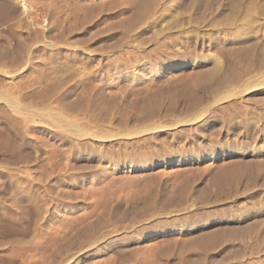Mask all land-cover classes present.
<instances>
[{"label": "rangeland", "instance_id": "374dc122", "mask_svg": "<svg viewBox=\"0 0 264 264\" xmlns=\"http://www.w3.org/2000/svg\"><path fill=\"white\" fill-rule=\"evenodd\" d=\"M148 1L0 0V264H264V0Z\"/></svg>", "mask_w": 264, "mask_h": 264}, {"label": "bare ground", "instance_id": "6f19581e", "mask_svg": "<svg viewBox=\"0 0 264 264\" xmlns=\"http://www.w3.org/2000/svg\"><path fill=\"white\" fill-rule=\"evenodd\" d=\"M142 1H143V0H142ZM152 1L155 2L156 0H150V1H148L149 3H146L145 6H144L142 3H140V2H139L140 4H138V3H134V4H136V5L132 4V5H133L132 7L135 8V10H134V9H133V10L136 11L137 13L139 12L138 14H142V12H144L145 9L148 8L147 10H149V9H150V5L154 4ZM182 1L185 2L186 0H182ZM191 1H192V0H191ZM157 2H158V1H157ZM181 3H182V2H181ZM141 4H142V5H141ZM153 6H154V5H153ZM154 7H155V6H154ZM154 7H153V8H154ZM153 8H152V9H153ZM131 9H132V8H131ZM150 10H151V9H150ZM148 12H149V11H148ZM137 13H136V14H137ZM138 14H137V16H138ZM147 29H148V28H147ZM216 38H217V37H216ZM210 40H211V39H210ZM201 42H202V41H201ZM203 42H204V41H203ZM209 42H210V41H209ZM204 44H205V43H204ZM199 69H200V68H199ZM202 70H203V69H202ZM202 70H199V71H202ZM208 70H209V73H210V69H208ZM199 71H197V72H199ZM194 72H195V71H194ZM204 73H205V72H203V74H204ZM197 74H198V73H197ZM200 74H201V73H200ZM194 75L196 76L195 73H194ZM196 78L200 79L201 77H200V78H199V77H195V80H196ZM193 79H194V78H193ZM202 80H203V79H202ZM202 80H201V81H202ZM199 82H200V81H199ZM190 83H191V82H190ZM192 83H193V82H192ZM192 86H193V85H192ZM188 88H189V87H188ZM166 93H167V92H166ZM168 94H169V93H168ZM166 97H167V96H166ZM106 105H107V104H106ZM106 105H105V106H106ZM257 126H258V125H257ZM73 130H74V129H73ZM256 131H257V130H256ZM260 131H261V130H260ZM257 133H258V132H257ZM258 134H259V133H258ZM259 136H260V135H259ZM71 143H72V142H71ZM250 148H251V147H250ZM16 149H17V148H16ZM254 153H255V152H254ZM257 155H258V154H257ZM106 159H107V158H106ZM257 159H258V158H257ZM257 159H256L255 161H258ZM260 160H261V159H260ZM261 162H262V160H261ZM80 167H81V166H80ZM263 168H264V167H263ZM211 178H212V177H211ZM211 178H210L209 175H208V179H211ZM208 179H207V180H208ZM250 224H251V223H250ZM248 225H249V224H248ZM253 231H254V230H253ZM223 237H224V236H223ZM209 238H210V237H209ZM214 239H215V238H214ZM212 241H213V240H212ZM205 242H206V241H205ZM210 243H211V242H210ZM196 244H197V243H196ZM201 244H202V243H201ZM197 245H198V244H197ZM199 245H200V244H199ZM202 245H203V244H202ZM63 247H64V246H62V249H63ZM69 247H70V246H69ZM71 247H72V246H71ZM66 248H67V247H66ZM62 249H60V250H62ZM68 249H69V248H68ZM189 249H190V248H189ZM57 251H58V250H57ZM63 251H64V249H63ZM63 251H62V253H63ZM55 252H56V250H55ZM67 252H68V251L66 250V254H68ZM62 253H61V254L59 253L58 255L56 254V256L60 259L59 262L63 259V255H66V254H62ZM64 253H65V251H64ZM69 254H70V253H69ZM52 256H53V254H52ZM57 257H56V258H57ZM51 259H52V258H51ZM53 259H55V257H53ZM56 260H58V259H56ZM56 260H52V261H56ZM50 263H52V262H50ZM55 264H56V262H55ZM57 264H58V262H57Z\"/></svg>", "mask_w": 264, "mask_h": 264}]
</instances>
